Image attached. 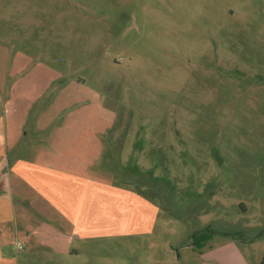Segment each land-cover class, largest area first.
<instances>
[{"label":"rangeland","instance_id":"1","mask_svg":"<svg viewBox=\"0 0 264 264\" xmlns=\"http://www.w3.org/2000/svg\"><path fill=\"white\" fill-rule=\"evenodd\" d=\"M2 87L9 131L39 111L91 127L102 154L76 168L157 214L149 232L75 238L72 253L10 240L0 264H210L191 247L207 226L213 252L264 260V0H0Z\"/></svg>","mask_w":264,"mask_h":264},{"label":"crops","instance_id":"2","mask_svg":"<svg viewBox=\"0 0 264 264\" xmlns=\"http://www.w3.org/2000/svg\"><path fill=\"white\" fill-rule=\"evenodd\" d=\"M14 87L8 85L9 104L14 103ZM2 90L3 87L0 89V250L6 242L22 239L31 244L67 245L64 251L72 253L77 250L69 244L75 238L109 237L117 231H151L157 214L155 204L127 186L87 176L76 168L79 163L93 167L92 158L102 154V141L91 127L78 131L73 124L53 127L39 123L41 118L48 122L39 111L31 114L32 128L25 131L23 127H15L17 121L10 123L9 131L7 100ZM92 133L99 138L96 142L88 136ZM27 140L28 149H34L30 151L33 155L20 150L25 148ZM18 209L26 217L40 220L44 227L21 225ZM8 221L12 223L6 231ZM213 247L208 243L198 252L204 254V261L232 264L239 257L241 264H247L236 251L219 254L213 252ZM0 258L4 260L3 255Z\"/></svg>","mask_w":264,"mask_h":264},{"label":"trees","instance_id":"3","mask_svg":"<svg viewBox=\"0 0 264 264\" xmlns=\"http://www.w3.org/2000/svg\"><path fill=\"white\" fill-rule=\"evenodd\" d=\"M141 192V191H140ZM215 230L212 226L196 231L193 233L192 249L196 252H202V250L208 245L210 240L213 238ZM264 264V260L261 262Z\"/></svg>","mask_w":264,"mask_h":264},{"label":"built area","instance_id":"4","mask_svg":"<svg viewBox=\"0 0 264 264\" xmlns=\"http://www.w3.org/2000/svg\"><path fill=\"white\" fill-rule=\"evenodd\" d=\"M20 249H22V247L20 246Z\"/></svg>","mask_w":264,"mask_h":264}]
</instances>
